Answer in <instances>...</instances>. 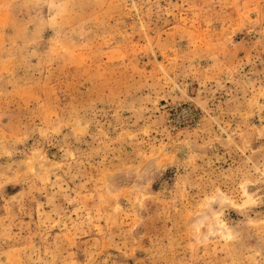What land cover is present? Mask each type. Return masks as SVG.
Returning a JSON list of instances; mask_svg holds the SVG:
<instances>
[{"label": "rangeland", "instance_id": "obj_1", "mask_svg": "<svg viewBox=\"0 0 264 264\" xmlns=\"http://www.w3.org/2000/svg\"><path fill=\"white\" fill-rule=\"evenodd\" d=\"M0 264H264V0H0Z\"/></svg>", "mask_w": 264, "mask_h": 264}, {"label": "bare ground", "instance_id": "obj_2", "mask_svg": "<svg viewBox=\"0 0 264 264\" xmlns=\"http://www.w3.org/2000/svg\"><path fill=\"white\" fill-rule=\"evenodd\" d=\"M179 152H181V151H179Z\"/></svg>", "mask_w": 264, "mask_h": 264}]
</instances>
